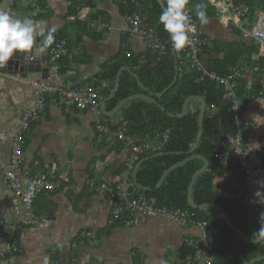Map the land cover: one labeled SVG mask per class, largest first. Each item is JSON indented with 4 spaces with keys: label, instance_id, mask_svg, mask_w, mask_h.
<instances>
[{
    "label": "crops",
    "instance_id": "1",
    "mask_svg": "<svg viewBox=\"0 0 264 264\" xmlns=\"http://www.w3.org/2000/svg\"><path fill=\"white\" fill-rule=\"evenodd\" d=\"M89 1L83 0L78 18L85 20V12L99 14L108 19L111 28L101 39L87 34L77 38L80 30L74 26L68 28V37L74 44L70 46L71 57L61 61V68L67 84L73 86L98 81L97 74L102 65L118 54L125 35H128L130 50L135 54H144L148 49L142 38L129 37L125 14L119 7L120 0H93L92 4ZM70 3L69 0H14L11 13L44 21L48 28L63 29L68 21ZM10 4L11 0H0V11ZM198 4L214 9L204 0L197 1L195 9ZM207 18L202 30L212 40L233 42L241 39L216 16ZM248 23H251L250 19ZM29 53L36 56L35 62L23 61L22 57ZM47 53L40 55L35 49L17 53L16 57L20 59L0 68V215H9L12 237L18 248L12 256L0 258V264H69L73 258L85 264H187L188 257H183V251L192 246L191 239L203 243L200 255L207 258L205 247L216 246V235L205 240L197 226L183 227L165 216L141 218L132 226H125L122 221L118 223L112 218L113 202L98 193L91 182L116 178L131 151L123 142L117 143L97 131L96 119L106 116L101 107L97 112L66 109L53 96L47 98L45 111L26 137L24 155L25 165L32 172L58 175L62 188L38 194L33 202L36 222L26 223L27 210L3 174L10 167L22 112L34 102L37 80L47 75ZM216 57L209 51L204 54L203 62L208 66ZM260 57L264 58V55L259 48L253 58ZM262 74L260 90H250L253 79L248 83L250 94L244 102L243 116L251 122L250 150L264 155ZM101 85L106 89L111 83L101 81ZM122 117L123 114L118 112L107 119L117 122ZM144 141L151 149L157 145L155 138H144ZM216 181L220 188L231 192L244 190L249 214L258 216L256 209L263 202L260 180H250L239 170L225 166ZM15 207L20 209L19 213L13 212ZM4 248L0 242V249ZM137 258L139 262H136Z\"/></svg>",
    "mask_w": 264,
    "mask_h": 264
},
{
    "label": "trees",
    "instance_id": "2",
    "mask_svg": "<svg viewBox=\"0 0 264 264\" xmlns=\"http://www.w3.org/2000/svg\"><path fill=\"white\" fill-rule=\"evenodd\" d=\"M69 1L71 3L68 9L67 24L63 29H56L55 41L66 39L69 46L74 44L68 37L70 26L80 30L77 38L86 34L95 39L103 38L104 34L102 33L89 32L91 30L89 22L78 18L83 0ZM197 1L199 0H190L189 4L195 8ZM238 2L247 5L252 13L259 9L264 11V0H238ZM88 3L92 4L93 0ZM119 7L121 13L125 15L140 11L147 22L157 27L167 45V53L160 57L154 55L150 49H147L144 54H135L130 50L128 35H125L122 38L118 54L102 65L101 71L97 74L98 81L93 82L94 85H99L101 81L111 83L109 88L102 89L100 97L105 98L114 87L119 69L123 65L127 66L128 70H125L121 75L119 91L107 103V109L109 111L114 109L130 95L145 93L137 78L131 74V71H134L142 83L154 92L153 97L156 99V103L136 99L126 104L119 111L120 114H123L122 118L128 121L124 127L126 133L135 136L139 142H145L144 138H155L158 145L162 140L163 131L168 128L171 129L170 138L164 143L162 149L152 148L141 158V160L143 158L146 160L138 170L137 181L143 188L136 185L134 181L137 191L149 196H156L161 205L193 210L198 218L205 219L219 227V234L215 236V252L212 253L215 257L214 264H245L257 257L264 256V238L256 243L248 242L224 220L218 210L195 209L189 204L190 184L194 174L204 165L202 159L193 158L176 167L169 173L161 187H157L162 175L171 166L186 160L192 154L203 155L209 160L210 165L195 182L193 190L195 203L197 205L218 204L226 210L231 221L247 235L258 237L261 234L259 216H251L246 205L236 204L233 200L220 195V184L216 181V177L225 165L220 162L215 150L220 141L237 131L231 112L228 111L230 100L225 97V91L217 81L209 78L201 79V72L192 66L189 58L181 60L177 55H173L170 34L159 23L158 18L162 7L156 0H147L141 8L130 0H120ZM206 13L207 17L215 16L214 9L206 8ZM93 16L97 19L101 15L93 14ZM106 20L108 21V19ZM232 30L241 36L240 40L224 42L211 39L202 54V59L204 54L209 51L216 54L217 57L206 66L220 75L226 74L233 66L242 67L243 76L238 80L237 91L239 94L246 93L249 96L248 83L251 79L254 80V85L250 89L252 92L261 88L264 58L254 59L253 55L258 53L259 46L253 40L245 39L240 29L232 28ZM177 67L179 68V77L175 85L162 96L157 97L156 93L162 92L173 82ZM192 95L202 96L206 100L207 111L204 117V133L200 144L193 153H187L198 137L202 103L198 99L191 101L188 113L183 117H172L169 113H181L185 100ZM105 117L110 118V116ZM119 121H111L113 128L119 126ZM123 143L127 145V143ZM159 152L175 153L153 157ZM124 167L125 164L120 171ZM144 187L148 189H144ZM117 222L120 223L121 220H117ZM195 251L194 247L187 246L183 251V257H193ZM8 256L10 257L12 254H8ZM136 262H139V258Z\"/></svg>",
    "mask_w": 264,
    "mask_h": 264
},
{
    "label": "built area",
    "instance_id": "3",
    "mask_svg": "<svg viewBox=\"0 0 264 264\" xmlns=\"http://www.w3.org/2000/svg\"><path fill=\"white\" fill-rule=\"evenodd\" d=\"M137 7L141 8L147 0H130ZM209 6L214 8L215 16L229 29L238 28L242 31L245 39L253 40L260 48V53L264 55V11L258 10L252 13L250 8L238 2V0H204ZM11 4L4 11L11 13ZM188 14L192 18V25L195 29L191 37V44L182 50H177V56L181 60L189 58L192 66L201 72V79L209 78L217 81L225 91V97L230 100L228 111L234 125L237 128L235 134H229L218 144L216 155L220 162L226 167H232L242 172L250 180H260L263 185V202L257 207L258 216L264 212V155L250 150L249 133L251 122L246 121L243 116V107L246 93L239 94L237 91L238 80L243 76V68L233 66L229 71L220 75L214 70H210L203 62L202 54L209 45L211 38L202 30V25L196 19L195 8L187 5ZM83 18L89 22L92 31L102 33L111 28V23L106 19L95 18L93 14L85 12ZM128 24L129 37H140L145 40L147 48L154 55L162 56L167 53L166 42L162 39L156 26L146 21V18L136 11L125 15ZM250 19L251 23H248ZM246 23V24H245ZM47 63L49 66L47 75L37 80L34 90V102L22 112L20 126L14 138L15 147L11 155L10 167L4 170V178L10 184L15 194L19 197L23 206L27 210L28 219L26 223H35L36 218L33 213V202L38 194L44 191L60 190L62 188L61 178L54 174L34 173L25 165L24 144L26 137L32 127L37 122L41 114L45 111L47 98L53 96L58 103L66 109L77 108L79 110L99 111L101 107L102 85L87 83L83 85L67 84L65 73L61 68V61L71 57V47L66 39L55 41L47 50ZM24 62H35L36 56L26 54ZM20 58L14 57L13 60ZM2 68V67H0ZM264 75V73L262 74ZM261 78V82H262ZM261 92V91H260ZM263 92H261L262 94ZM228 120V119H226ZM127 120L121 118L116 128L104 116L96 119L95 127L103 137L127 143L131 156L125 163V167L113 180L106 182H91V186L100 194H103L113 203L112 218L121 220L125 226H132L138 223L139 219L147 217L165 216L177 222L183 227L197 226L201 229L202 238L207 240L211 236L219 234V227L205 219L198 218L195 211L180 207H171L158 203L156 196H149L137 191L133 176L135 168L143 155L151 150L146 142H139L135 136L126 133L125 125ZM171 129L168 128L162 133L161 142L154 148L160 150L170 138ZM255 162V163H254ZM220 195L233 200L236 204L246 205L247 199L244 190L231 192L226 189H219ZM20 209L15 207L13 212L19 213ZM11 220L7 213L0 215V242L5 246L0 249V258L7 257L18 251L17 245L12 237ZM203 243L191 239L190 245L196 249L193 257H189L187 264H214L215 246L207 249V258H202L200 253L203 250ZM56 264V263H53ZM69 264H85L78 258H73ZM254 264H264V259Z\"/></svg>",
    "mask_w": 264,
    "mask_h": 264
},
{
    "label": "clouds",
    "instance_id": "4",
    "mask_svg": "<svg viewBox=\"0 0 264 264\" xmlns=\"http://www.w3.org/2000/svg\"><path fill=\"white\" fill-rule=\"evenodd\" d=\"M190 0H164L159 23L170 34L173 47L182 50L191 44L195 29L188 14ZM196 19L201 25L208 22L206 6L198 4ZM55 28H48L44 21L32 17H17L8 11H0V67L7 66L17 53H28L33 49L43 55L55 42ZM260 231L264 233V212L259 216Z\"/></svg>",
    "mask_w": 264,
    "mask_h": 264
},
{
    "label": "water",
    "instance_id": "5",
    "mask_svg": "<svg viewBox=\"0 0 264 264\" xmlns=\"http://www.w3.org/2000/svg\"><path fill=\"white\" fill-rule=\"evenodd\" d=\"M160 5L161 7H163L164 5V0H156ZM170 40H171V37H170ZM171 44H172V53L174 56L177 55V50L173 47V43L171 41ZM11 63V62H9ZM19 66V65H18ZM19 68V67H17ZM21 70H23L24 68L23 67H20ZM125 70H128V67L123 65L118 73H117V76H116V81L114 83V87L113 89L111 90L110 94L108 96H106L103 101H102V105H101V108H102V111L103 113L106 115V116H112L116 113H118L126 104H128L129 102L133 101V100H136V99H144V100H147V101H150V102H153V103H156V99L153 97V91L150 90V88L146 87L145 84L142 83L141 79L139 78L138 74L135 73L134 71H131V74L137 78L140 86L142 87V89L145 91V93H138V94H133V95H130L128 96L127 98L123 99L114 109L112 110H107V103L109 101H111L115 96L116 94L118 93L119 91V88H120V81H121V75L122 73L125 71ZM179 77V68L177 67V71H176V74H175V78L173 80V82L171 84H169V86L167 88H165L162 92H158L156 93V96L157 97H160L162 96L164 93H166L169 89H171L177 79ZM200 100L201 103H202V106H201V111H200V117H199V133H198V137H197V140L195 142V144L193 145V147L187 152V153H193L198 145L200 144V141L203 137V133H204V117H205V114H206V111H207V102L206 100L202 97V96H199V95H192V96H189L185 102H184V105H183V109H182V112L179 113V114H174V113H169L170 116L172 117H183L185 116L187 113H188V110H189V105L191 103V101L193 100ZM175 152H159V153H156L153 155V157H157V156H161V155H164V154H173ZM177 153H182V152H177ZM193 158H200L204 161V165L203 167L198 170L193 178H192V181H191V184H190V188H189V193H188V201H189V204L195 208V209H200V210H209V209H216L218 210L224 220L235 230L237 231L241 236L242 238H244L246 241L248 242H251V243H256V242H259L261 240H263L264 238V233H261L260 236L258 237H251L249 235H247L245 232H243L240 228H238L232 221L231 219L229 218L226 210L221 207L220 205L218 204H214V203H205V204H202V205H197L194 201V197H193V190H194V185H195V182L197 180V178L202 174L204 173L208 168H209V165H210V162L209 160L203 156V155H200V154H192L190 157H188L186 160L184 161H180L178 163H176L175 165L171 166L168 170H166V172L162 175L157 187H161V185L163 184V182L165 181L166 177L169 175V173L175 169L176 167L180 166L181 164L187 162L188 160L190 159H193ZM146 160V158H143L142 160H140L135 168V172H134V181H135V184L138 185L140 188H143L141 185L138 184V181H137V173H138V170L140 168V166L142 165V163ZM144 189H148L146 187H144ZM264 259V256H260V257H257L255 258L254 260L248 262V263H245V264H252L256 261H259V260H262Z\"/></svg>",
    "mask_w": 264,
    "mask_h": 264
},
{
    "label": "bare ground",
    "instance_id": "6",
    "mask_svg": "<svg viewBox=\"0 0 264 264\" xmlns=\"http://www.w3.org/2000/svg\"><path fill=\"white\" fill-rule=\"evenodd\" d=\"M122 150V149H121Z\"/></svg>",
    "mask_w": 264,
    "mask_h": 264
},
{
    "label": "rangeland",
    "instance_id": "7",
    "mask_svg": "<svg viewBox=\"0 0 264 264\" xmlns=\"http://www.w3.org/2000/svg\"><path fill=\"white\" fill-rule=\"evenodd\" d=\"M85 263V262H84Z\"/></svg>",
    "mask_w": 264,
    "mask_h": 264
}]
</instances>
